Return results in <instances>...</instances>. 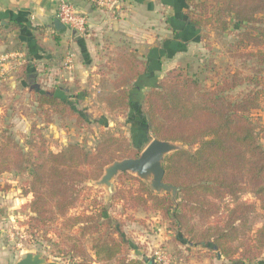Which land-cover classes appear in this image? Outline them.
I'll return each instance as SVG.
<instances>
[{"label":"trees","instance_id":"1","mask_svg":"<svg viewBox=\"0 0 264 264\" xmlns=\"http://www.w3.org/2000/svg\"><path fill=\"white\" fill-rule=\"evenodd\" d=\"M186 2L187 25L196 31L219 26L222 33H229L228 19L243 28L236 35V47L243 48L240 58L252 62L253 75L245 78L239 71L223 75L215 66L210 67V71L215 68L214 77L202 82L174 70L167 80L150 88L141 100L147 108L143 124L161 140L196 150L178 151L166 160L164 182L179 189L176 208L169 195L152 193L145 182L129 174L119 181L126 179L136 188H119L114 200L127 210L161 214L171 229L189 235L193 245L211 244L226 259L239 255L242 261H253L264 252V226L252 234L254 206L240 199L248 192L264 211V131L254 118L264 113V0ZM111 62L112 91L103 103L107 112L117 114L133 104L129 89L147 73L148 66L128 46L118 47ZM239 90L243 92L235 94ZM34 99L45 116L51 112L62 120L76 118L77 125H83L82 114L59 100L55 91L36 93ZM141 152L111 131L101 133L92 152L78 144L53 152L40 141L26 153L9 135L0 143V177L27 178L25 193L33 195L30 209L36 215L30 221L46 235L57 236L53 243L57 253L81 259L77 264H93L86 259L85 236H89L94 262L147 264L129 260V244L105 217V210L70 215L80 201L84 183L99 179L107 165L137 159ZM222 214L224 217L204 230H197L194 224ZM236 242L240 244L235 247Z\"/></svg>","mask_w":264,"mask_h":264},{"label":"rangeland","instance_id":"2","mask_svg":"<svg viewBox=\"0 0 264 264\" xmlns=\"http://www.w3.org/2000/svg\"><path fill=\"white\" fill-rule=\"evenodd\" d=\"M201 1L203 0H197V2ZM228 22L230 23L229 33H222L219 26L201 31L200 37L196 43L190 46L187 54L175 62L165 64L158 85L167 80L169 74L174 70H182L202 82L206 81L208 76L214 77L215 68L210 71V67L215 66L223 75L233 74L236 71H239L245 78L253 75L252 62L246 58H240L244 53L243 48L236 47L238 39L236 35L243 31V28L231 19H228ZM110 75L114 76L113 73ZM102 87L100 90L91 88L88 93V101L80 102L74 107L84 116L82 126L77 125L76 118L62 120L51 112L45 116L46 113L37 109L34 98L26 101L19 98L16 103L12 97L6 99L5 96H1L0 143L10 135L26 153L31 152L34 145H39L40 141H44L46 147L53 152H59L71 144H78L92 152L95 151L101 133L111 131L117 136L130 140L137 149L143 151L152 141L148 127L143 124L147 112L145 104L141 101L143 98L140 99L141 104L137 105L140 106V109L135 119L134 115L130 117L129 108L121 113L110 114L106 111L103 100L111 93L112 85L109 87L103 85ZM241 90L236 91L235 94ZM129 91L133 92L135 100L139 101L141 94L136 92L135 86H131ZM254 118L258 120V125L264 131V113L258 114ZM261 143L264 146V140H261ZM184 150L194 151L196 147L185 145ZM104 170L99 179L83 184L80 201L70 212V215L77 216L84 212L98 214L102 209L105 210V217L117 227L120 235L129 244V260L141 261L149 258L154 259V264H264V252L253 261H242L239 255L232 259H226L211 244L193 245L189 235L171 229L169 221L159 213L125 209L122 202L114 200V196L119 188L125 190L132 185L136 188V184H132L126 179L119 181L123 176L121 175L115 181L113 197H109L105 187H98L95 184L104 175ZM26 179V177H15L11 174L0 177V264H17L27 254L37 253H42L47 258V264H77V262H81V259L72 260L66 255L57 253L53 245L55 241H58L57 236L53 233L46 235L39 226H35L30 221V218L36 215L30 209L33 195L25 193ZM240 201L254 206L255 212L250 223L252 234H255L258 229L264 226V211L261 204L254 195L248 192L241 195ZM222 217L224 214L219 218L214 217L206 223L195 220L194 224L197 230H204L210 225H214ZM120 235L115 234L117 237ZM85 240L86 259L88 258L93 264H101L94 262L96 256L90 245L91 238L85 236ZM239 244L240 242H236L233 245L236 247ZM146 263L148 264V262ZM108 264H119V262L114 261Z\"/></svg>","mask_w":264,"mask_h":264},{"label":"crops","instance_id":"3","mask_svg":"<svg viewBox=\"0 0 264 264\" xmlns=\"http://www.w3.org/2000/svg\"><path fill=\"white\" fill-rule=\"evenodd\" d=\"M59 1L0 0V97L18 103L55 91L74 108L88 101L91 88L111 86V60L118 47L128 46L148 66L133 85L139 101L130 91L129 112L135 119L140 99L158 86L165 64L187 54L201 34L187 25L186 0H124L114 15L89 0H68L89 23L91 36L80 37L63 24L61 30L55 26ZM69 53L74 56L71 68L65 64Z\"/></svg>","mask_w":264,"mask_h":264},{"label":"water","instance_id":"4","mask_svg":"<svg viewBox=\"0 0 264 264\" xmlns=\"http://www.w3.org/2000/svg\"><path fill=\"white\" fill-rule=\"evenodd\" d=\"M55 26L62 29L63 25L56 20ZM152 141L141 152L137 159L117 160L108 165L104 170V175L95 184L98 187H105L109 197H113L115 181L124 174H130L147 183L150 191L157 195L167 194L171 197L175 208L178 204L179 189L164 182L165 165L167 158L185 149V144L164 141L150 132ZM149 264H154V259H145ZM47 258L42 253L27 254L25 258L17 264H47Z\"/></svg>","mask_w":264,"mask_h":264},{"label":"built area","instance_id":"5","mask_svg":"<svg viewBox=\"0 0 264 264\" xmlns=\"http://www.w3.org/2000/svg\"><path fill=\"white\" fill-rule=\"evenodd\" d=\"M90 4L104 13L114 15L122 7L124 0H89ZM58 20L70 28L76 35L88 38L91 36L90 27L85 14L69 2L60 0L57 9ZM66 66L71 68L74 65V56L69 53L66 57Z\"/></svg>","mask_w":264,"mask_h":264}]
</instances>
